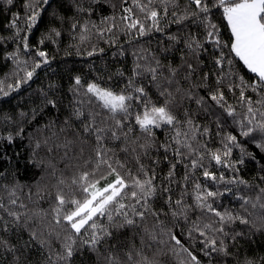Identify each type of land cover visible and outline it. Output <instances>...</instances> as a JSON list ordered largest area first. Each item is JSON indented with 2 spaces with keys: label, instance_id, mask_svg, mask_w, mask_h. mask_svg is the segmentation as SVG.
I'll list each match as a JSON object with an SVG mask.
<instances>
[{
  "label": "snow or ice",
  "instance_id": "1",
  "mask_svg": "<svg viewBox=\"0 0 264 264\" xmlns=\"http://www.w3.org/2000/svg\"><path fill=\"white\" fill-rule=\"evenodd\" d=\"M0 2L11 5L13 0ZM91 2L97 3L98 0ZM48 4L49 0H25V9L30 10L26 17L29 30ZM157 4L161 6L163 16L158 12ZM131 5L123 8L125 14L120 17L125 33L130 36L133 32L137 36L147 35L153 30L162 32L160 21L167 18L170 10L173 18L170 23L182 25L185 20L194 18L202 24L206 31L204 40L189 34L184 39V47L194 58L204 49L205 43L219 50V55L214 58V67L218 69L215 73V88L207 83L213 73H204L199 82L193 79L199 61L194 66L182 57L181 64L174 67L172 64H162L152 54V61L143 65L139 60L147 61V57L137 56L133 74L119 92L102 85L99 82L102 77L87 83L80 76L74 77L69 89L73 93L69 115L62 123L50 120L37 128L36 133L39 135L29 133V141L33 146V161L30 162H34L40 150H46V157L39 161L38 166H42L55 180L51 185L52 190L47 191L50 207H38L39 201L45 198V189L37 188V200H33L29 192L28 200L34 205L29 208L20 198L18 190L22 186L18 182L0 184V249L14 254L16 246L3 234L23 228L29 233L25 247L35 241L41 248H48L45 264H73L75 255L85 250L95 255L96 264H156L155 259L146 252L153 245L170 246L178 257L186 254L188 259H180L179 264H201L173 231L174 227L180 226L181 219L189 225V238H192L193 233L203 237L200 241L203 244L201 251L210 260L212 253L230 255L227 241L239 243V238L245 235L243 231L228 230L237 222L255 227L257 231L264 228V188L259 185L256 186L258 192L255 198L237 193V199L241 202L240 212L230 209L221 212L213 206L216 199L230 192L231 188L226 187L224 192L211 191L195 181L191 192L183 187L179 197L173 199L174 190L171 187L173 183H178L175 179L176 168L181 163L186 169L184 185L197 169H203V176L215 183L252 187L239 176L226 178L221 174L217 179L204 161H214L216 165L235 172L238 171L235 163L228 159L233 148H240L242 153L236 163L243 164V156L251 155L245 153L237 135L224 132L228 118L238 129L239 136L248 138L264 151V0H186L183 8L178 0H131ZM134 9L143 14V18ZM213 9L221 12L227 22L231 33L230 44L222 43L218 26L211 21ZM76 10L79 13L92 12L83 3L78 4ZM109 20L112 21L111 25L98 31L99 35L103 36L104 31L111 33L118 28L115 16L105 17L102 23L107 24ZM13 26H16L15 20ZM77 27L80 29V41H86L90 33L88 22H74L72 29L76 30ZM92 27L97 26L93 24ZM52 31L56 36L60 35L56 29ZM15 36L19 37V32ZM167 39L173 45L180 42L177 34L169 35ZM23 40L27 51V36ZM224 48L229 49L228 53L223 51ZM96 51L93 46V50L87 54L92 56ZM99 51L103 52V49ZM37 55L43 59L35 61L31 69L25 68L24 76L14 85H8V91L0 86V94L8 96L11 91L18 90L22 84L32 80L42 64L49 62L45 52L38 51ZM7 58L13 59L18 65L20 63L17 53H9ZM236 63H242L250 73L255 74L256 79L249 83L240 76L237 83ZM146 75L151 77L150 84L163 98V103L153 101L146 87L137 83L138 77ZM226 81L228 91L235 94V90L239 89V103L245 109L242 113L227 103L222 91ZM2 84L3 81H0ZM53 87L55 85H49L50 89ZM201 87L208 90L207 98L197 91ZM249 90L257 94L256 99L246 95ZM41 97V112L48 106L58 108V102L49 98L47 92L41 91ZM186 101L194 102L197 111L215 118L220 148L213 150L208 146L213 135L212 128L196 123L190 108L185 107L183 115H180L179 109ZM39 114L35 108L32 109L31 120H35ZM0 120L15 122L11 116L0 117ZM25 120H29V114L21 111L19 121ZM162 128L167 130V136L163 143L158 144L154 130ZM24 131L21 123L14 134L8 132L7 135H0V140H7L11 144L14 137H22ZM161 148L165 159H168V152L175 157V162H170L169 171L163 177L167 185L163 181L161 184L156 183L158 177L155 165L159 160L153 161L151 167L144 163L145 159L151 158L153 150ZM5 175L0 172V179ZM109 177L112 179L109 180ZM260 179L264 181V176ZM102 181L107 182L102 184ZM188 196L192 197L191 204L186 200ZM158 199H163L167 211L162 206H155ZM249 206L253 211H249ZM257 209L259 213L255 211ZM197 210L200 215L191 220L190 213ZM253 215L260 221L259 226L250 219ZM161 216L165 219H161ZM169 216L172 227L167 223ZM125 230H131L132 235L125 237ZM137 235L140 237L139 247L135 243ZM53 238L59 243V250L52 247ZM243 264L255 262L246 259Z\"/></svg>",
  "mask_w": 264,
  "mask_h": 264
},
{
  "label": "trees",
  "instance_id": "2",
  "mask_svg": "<svg viewBox=\"0 0 264 264\" xmlns=\"http://www.w3.org/2000/svg\"><path fill=\"white\" fill-rule=\"evenodd\" d=\"M80 3H83L85 8L90 7L92 9L91 14L77 12V5ZM178 3L183 8L186 0H178ZM130 6H132L131 0H98L97 3H92L91 0H49V4L41 10V15L38 17L36 24L29 30L26 27V17L30 14V10L26 11L25 0H13L11 5L0 2V81H3L0 86L8 91V85H14L17 80L24 76L25 68L31 69L35 61L42 60L43 58L37 55L38 51L45 52L49 61L37 69L36 74L27 84H22L18 90L11 91L8 96L0 94V117L11 116L15 121L0 120V135H7L8 132L14 134L21 123L25 129L23 136L14 137L11 144L7 140H0V172L6 174L3 179H0V184L12 185L18 182L22 186L18 190L20 198L28 204L29 208H33L34 205L29 202L28 194L31 191L32 199L37 200L36 193L39 187L45 189V198L39 201L38 207L49 209L50 200L47 197V191H51V185L55 183L54 178L48 175L42 166H38L39 161L46 157V150H40L36 154L34 162H30L33 161V146L29 141V133L39 135L36 133L37 128L50 120H58V124L62 123L65 117L69 115L71 111L69 105L73 101V93L69 89L74 83V77L80 76L85 83L102 77L99 81L102 85L119 92L127 84L128 78L132 76L138 55L147 57V61L139 60L142 65L151 62L152 55H154L162 64H172L174 67L181 64V58L183 57L194 66L199 61L196 75L193 77L197 82L204 73H213L207 83L213 89L215 88V73L218 69L214 67V58L219 55V50L212 44L205 43L204 49L200 51L198 57L194 58L188 54L187 49L184 47V39L189 34L196 36L201 41L204 40L206 31L202 24L194 18L185 20L182 25L170 23V20L173 19L170 10L167 18L160 21V26L163 28L162 32L153 30L144 36H137L133 32L130 36L125 33L124 26L120 22V17L125 14L123 8ZM156 7L163 16L161 6L157 4ZM192 7L195 6L192 5ZM134 11L143 18V14L139 13L138 10L134 9ZM212 12L211 21L218 26L222 43L230 44L231 33L222 13L217 12L216 9H213ZM16 16H18V19H15ZM112 16H115L118 28L113 29L111 33L104 31L103 36L99 35L98 31H103L112 23L111 20L107 24L102 23L104 18ZM14 20L15 27L13 26ZM74 22L78 24L88 22L90 33L86 41H80L79 27L76 30L72 29ZM146 23H150V21H146ZM93 24L97 27L93 28ZM52 29L59 31L60 35L56 36ZM17 32H19V37L15 36ZM172 34L180 36L178 44L173 45L167 39ZM25 36H27V51L24 49L23 38ZM41 40L44 42L41 43ZM93 46L96 47V54L89 56L87 53L93 50ZM99 49H103V52H100ZM223 51L228 53L229 49L224 48ZM9 53H17L20 60L19 65L13 59L7 58ZM25 61H27L26 64ZM235 67L238 73L237 83L240 76L244 77L249 83L256 79L255 74L250 73L242 63H236ZM164 71L166 73V68ZM225 71H227V65H225ZM118 73H123V75L121 76ZM150 80L151 77L146 75L138 77L137 83L146 87L153 101L159 100L160 103H163V98L158 96L156 89L150 84ZM227 83L226 81L225 85L222 86L226 101L242 113L245 109L239 103V89H236L235 94H233V92L228 91ZM49 85H55V87L50 89ZM41 91L47 92L49 98L55 99L58 102V108L53 109L48 106L43 108L41 112L40 109L43 107L41 104ZM197 91L207 98L208 90L206 88L201 87ZM246 95L252 96L253 99L257 98V94L251 92V90ZM185 107L191 109L196 123L209 125L212 128L213 135L208 146L213 150L220 148V136L216 135L215 118L203 111H197V105L194 102L187 101L179 109L181 116ZM34 108L40 114L37 115L35 120H31V111ZM215 110L220 111V109ZM21 111L29 114V120L19 121ZM154 131L156 132L157 143H163L167 136V130L162 128ZM224 132H232L237 135L245 153L251 155L243 156V164L236 163L241 159L242 153L240 148H233L232 155L228 159L235 163V167L238 169L235 172L216 165L214 161L207 159L204 161L205 165L217 179L221 174L226 178L239 176L241 179L248 181L252 187L245 188L243 185L237 187L215 183L203 176V169H197L187 184L184 185L183 177L186 169L184 164L181 163L176 168L175 179L178 183L171 185L174 190L172 193L173 199L179 197L183 187H187L188 191L191 192L193 183L199 181L202 186H206L211 191L224 192L226 187L231 188L230 192L218 197L213 206L221 212L225 209L240 212L241 202L237 199V193L255 198L258 192L256 186L259 185V187L264 188V181L260 179L261 176H264V151L257 148L256 143L248 138L239 136L238 129L232 124L230 118L227 120ZM167 156L168 159H165L164 150L161 148L158 151L153 150L151 158L144 160V163L150 167L153 161L159 160V163L155 165L158 177L157 184H161L163 177L167 175L170 162H175V157L171 152H168ZM60 167L62 168L63 164ZM108 179L111 180L112 177ZM106 182L102 181V184ZM163 183L167 185V181H163ZM186 200L189 204L192 203L191 196L186 197ZM155 206L157 208L162 206L167 211V205L164 204L163 199H158ZM249 211H253L250 206ZM255 211L260 212L259 209ZM199 215V210L190 213L191 220H195ZM207 215L210 216V214ZM5 218L7 219L6 215ZM161 219H165V217L161 216ZM250 219L255 221L257 226L260 225L256 215L251 216ZM205 222L208 221L205 220ZM167 223L169 227H172L170 216L167 217ZM179 225V227H174L173 231L181 239L184 246L197 256L201 264H238V261L243 264L246 259L254 261L255 264H264V228L257 231L255 227L241 225L237 222L228 230L230 232L233 230L243 231L245 235L239 238V243H234L231 240L227 241L230 255L224 256L212 253L210 260L201 251L203 244L200 241L203 237H200L198 233H193L192 238H189L187 235L189 225L182 219L179 221ZM182 232L183 235H181ZM123 234L125 237H130L132 232L131 230H125ZM3 235L11 244L16 246L17 251L13 254L0 249V264H45L48 248H41L35 241L30 242L25 247V241L29 240V233L26 230L23 228L13 229L11 233ZM51 243L53 248L59 250V243L55 238L52 239ZM135 243L137 247L140 246L139 235L136 236ZM146 252L150 258L155 259L156 264H179L180 259H188L186 254L178 257L170 246L165 245L146 249ZM73 264H96V257L85 250L75 255Z\"/></svg>",
  "mask_w": 264,
  "mask_h": 264
},
{
  "label": "rangeland",
  "instance_id": "3",
  "mask_svg": "<svg viewBox=\"0 0 264 264\" xmlns=\"http://www.w3.org/2000/svg\"><path fill=\"white\" fill-rule=\"evenodd\" d=\"M156 246H157V245H153L152 247H153V248H156ZM161 246H163V245H160V247H161ZM161 253H162V251H161ZM175 260H176V259H175ZM176 261H177V260H176ZM176 263H178V261H177Z\"/></svg>",
  "mask_w": 264,
  "mask_h": 264
}]
</instances>
